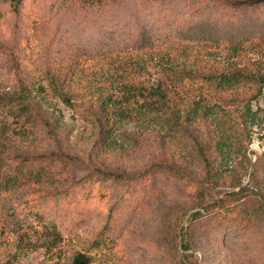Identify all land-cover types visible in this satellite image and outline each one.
Instances as JSON below:
<instances>
[{"label": "rangeland", "instance_id": "1", "mask_svg": "<svg viewBox=\"0 0 264 264\" xmlns=\"http://www.w3.org/2000/svg\"><path fill=\"white\" fill-rule=\"evenodd\" d=\"M12 6L0 0V99L20 78L46 87L54 74L68 79L72 108L46 95L55 107L48 106L49 127L23 149L52 154L59 169L64 160L67 173L0 201V264H71L78 253L89 264H264V89L249 100V114L242 110L246 94L222 97L230 115L220 125L156 124L142 109L128 113L115 92L136 56L140 80H154L143 61L170 43L256 42L237 61L264 77V0ZM248 210L247 230L228 232ZM54 227L62 236L56 243Z\"/></svg>", "mask_w": 264, "mask_h": 264}, {"label": "trees", "instance_id": "2", "mask_svg": "<svg viewBox=\"0 0 264 264\" xmlns=\"http://www.w3.org/2000/svg\"><path fill=\"white\" fill-rule=\"evenodd\" d=\"M15 7L20 5L21 0H10ZM102 2L105 0H85ZM246 5V2H240ZM255 43L248 45L224 43L211 45L190 46L187 44L170 43L164 50L152 51L148 54L147 60L156 78L146 82L139 78V61L137 56L131 58L128 70H123L117 80L115 92L120 95L124 108L127 106L128 113L144 112V115L151 122L156 124L182 123L210 120L217 122H228L229 111L218 102L225 95L234 94L240 96L246 94L242 99V110L249 114L250 101L264 89V77L258 74L257 69L250 65H239L237 58L242 57L249 48L255 47ZM258 46V45H257ZM260 47V46H259ZM201 52H204L203 56ZM260 58L264 63V49L260 51ZM214 53L218 56H215ZM224 57L223 62L217 61V57ZM132 57V56H131ZM46 87L34 82L17 80L16 89L13 93L1 96L0 99V201L11 197L20 190L29 189L37 185L50 184V179L55 182L67 173L64 160L61 169L55 167L56 159L50 153L30 154L23 149L25 146L32 147L34 140L41 131L42 126H48L49 113L54 105L47 102V94L51 98L60 100L65 106L72 108L71 93L67 86L68 79L50 74L44 79ZM142 100L138 105L137 100ZM222 101V100H221ZM47 105V109H44ZM107 103L101 104V109H108ZM126 109V108H125ZM52 112V111H51ZM107 113L106 111H102ZM7 115V116H6ZM106 115V114H104ZM11 118L9 123L5 118ZM219 122V123H218ZM56 129V122L52 121L50 128ZM106 132L102 131L98 144L102 150L107 147ZM239 146V145H238ZM237 146V147H238ZM237 147L236 150H237ZM24 150V151H23ZM235 194V193H234ZM233 195V194H232ZM236 200H240V194ZM213 204V203H212ZM217 206H212L211 210ZM219 208V207H218ZM220 209V208H219ZM16 209L13 214H7L8 222L17 219ZM216 214V213H215ZM238 220H231L228 223V232L235 231L236 235H242L247 230L246 225L251 214L246 212ZM195 213L192 219L199 217ZM247 216V217H245ZM12 221H10L11 223ZM5 227H2L4 229ZM53 242L56 243L62 236L56 227L53 229ZM90 259L82 254H77L71 264H89Z\"/></svg>", "mask_w": 264, "mask_h": 264}]
</instances>
